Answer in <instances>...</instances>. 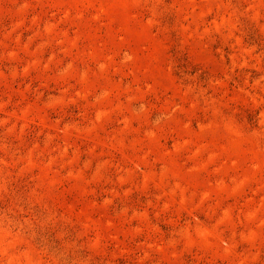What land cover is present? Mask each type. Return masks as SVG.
<instances>
[{
  "label": "rangeland",
  "instance_id": "rangeland-1",
  "mask_svg": "<svg viewBox=\"0 0 264 264\" xmlns=\"http://www.w3.org/2000/svg\"><path fill=\"white\" fill-rule=\"evenodd\" d=\"M0 264H264V0H0Z\"/></svg>",
  "mask_w": 264,
  "mask_h": 264
}]
</instances>
